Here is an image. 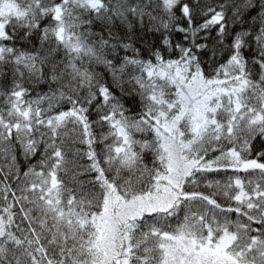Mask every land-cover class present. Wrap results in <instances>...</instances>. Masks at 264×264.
<instances>
[{"label": "snow or ice", "instance_id": "6c2138e0", "mask_svg": "<svg viewBox=\"0 0 264 264\" xmlns=\"http://www.w3.org/2000/svg\"><path fill=\"white\" fill-rule=\"evenodd\" d=\"M0 264H264V0H0Z\"/></svg>", "mask_w": 264, "mask_h": 264}]
</instances>
